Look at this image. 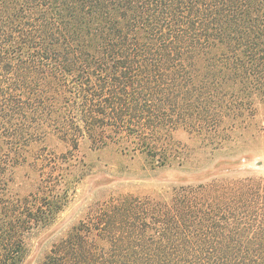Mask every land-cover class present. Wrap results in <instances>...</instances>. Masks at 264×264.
I'll return each instance as SVG.
<instances>
[{
  "label": "trees",
  "instance_id": "16d2710c",
  "mask_svg": "<svg viewBox=\"0 0 264 264\" xmlns=\"http://www.w3.org/2000/svg\"><path fill=\"white\" fill-rule=\"evenodd\" d=\"M256 103L264 0H0V264L68 202L80 142L161 168L176 133L225 138ZM23 166L36 180L17 192ZM41 264H264V177L127 196Z\"/></svg>",
  "mask_w": 264,
  "mask_h": 264
},
{
  "label": "rangeland",
  "instance_id": "374dc122",
  "mask_svg": "<svg viewBox=\"0 0 264 264\" xmlns=\"http://www.w3.org/2000/svg\"><path fill=\"white\" fill-rule=\"evenodd\" d=\"M240 121L225 138L195 137L179 131L174 138L182 158L161 168H152L138 151H124L112 144L97 150L86 141L80 142L74 153L78 163L72 171L77 182L68 202L48 227L30 235L21 264H41L52 245L72 228L108 214L110 207L127 196L167 201L180 187L264 177V103H256L253 117ZM45 144L52 151L67 150L54 139ZM15 173L14 191H28L36 180L32 168L23 166Z\"/></svg>",
  "mask_w": 264,
  "mask_h": 264
}]
</instances>
